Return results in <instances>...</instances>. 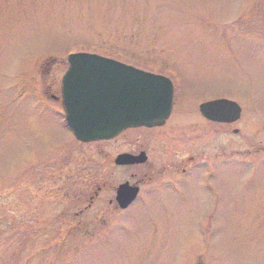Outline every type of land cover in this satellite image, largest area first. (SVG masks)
Here are the masks:
<instances>
[{
	"label": "rangeland",
	"instance_id": "obj_1",
	"mask_svg": "<svg viewBox=\"0 0 264 264\" xmlns=\"http://www.w3.org/2000/svg\"><path fill=\"white\" fill-rule=\"evenodd\" d=\"M79 52L195 95L166 129L172 154L236 152L235 166L213 161L175 193L158 177L120 211L118 187L146 168L114 160L142 131L85 144L61 123ZM217 98L241 106L237 134L190 128L193 104ZM0 264H264V0H0Z\"/></svg>",
	"mask_w": 264,
	"mask_h": 264
},
{
	"label": "water",
	"instance_id": "obj_2",
	"mask_svg": "<svg viewBox=\"0 0 264 264\" xmlns=\"http://www.w3.org/2000/svg\"><path fill=\"white\" fill-rule=\"evenodd\" d=\"M68 64L62 78V102L65 121L78 142L111 141L128 129L160 127L172 112L174 85L164 75L93 53L70 54ZM200 111L220 123L238 121L242 114L241 106L228 99L204 103ZM144 161L143 153L122 154L114 163ZM137 195L138 189L125 183L116 191V202L125 209Z\"/></svg>",
	"mask_w": 264,
	"mask_h": 264
},
{
	"label": "flooded vegetation",
	"instance_id": "obj_3",
	"mask_svg": "<svg viewBox=\"0 0 264 264\" xmlns=\"http://www.w3.org/2000/svg\"><path fill=\"white\" fill-rule=\"evenodd\" d=\"M68 68H69V64H68V59H67V68L64 71V74L66 73ZM64 74H63V76H64ZM160 75H162V74H160ZM171 81L174 85L173 108H172V112H171L169 118L166 120L165 124L163 126H160V127H152V128L140 127V128L128 129V130H126L120 134V135H123L127 131H132V130L142 131V137H141L142 142L138 137L135 138V142H134L136 145H138L140 147V149H138V151H136L135 153L123 152L120 154V155L131 154L134 156H139L143 153L144 156L146 157V161H144L142 163H136L133 165H121L120 166V167H133V168H139V169L146 168V173H143L142 176H138V174L134 175V178H136V181H135L134 185H132V186L136 187L138 189V195H137L135 201L140 197V194L142 193V187L145 186L144 183H146V182L152 183L153 180H155L158 177L169 178L171 185L166 186V187L171 189V192L175 193L179 189L177 187V184L178 183H186L188 181V178L190 176L195 175V173L197 174L200 171L201 172H207L209 174L208 176H211L213 174V173H211V171H212L211 163H213V161L222 160L223 163H221V164L223 166H227L229 168L235 166V164H236L235 159L233 158L234 155L236 154V152L221 153L218 151L217 153H214V154H206L202 148L201 152H195V153H191V154L184 153V152L183 153L175 152V154H172L173 150H172L170 144L168 143V138L165 134L168 131L166 129L168 128L169 124L172 122V118L174 116V112H175L178 104L179 103H181V104L189 103L190 104V102L196 103V101L193 100V98L196 96L193 94L183 95V97L180 96V93L182 91L180 89L176 88V84L172 79H171ZM61 87H62V80H61ZM60 95H61L60 98H57V97L55 98L56 102L61 107V110L58 111V113L61 112L63 114L62 119H61V123H63L64 125H66L68 127V125L65 121V113H64L63 102H62V88H60ZM218 99H226V98L211 99V100H207V101H201L200 103H198L196 105L193 104L194 107L198 106V108H197V110L196 109H190V111L192 112L190 114L192 115V117L196 121V122L192 123V125H190V128L197 129L198 128V121H200L202 124L207 126L205 129V130H207V132H206L207 134H211V132H215L212 134H218L220 132L219 129L222 127L226 128L228 131H232L233 134L238 133V130L233 128L237 121L229 122V123L215 122V121L208 119L207 117H205L201 113L200 106L202 104L207 103V102H211V101H215ZM58 113L56 112L57 116L58 115L60 116V114H58ZM190 114H186V115H190ZM205 130L203 131V133L200 132L199 136L201 135V133H202V136H204ZM178 132L179 131H177L176 134L179 136L181 143L184 144V143L188 142L189 139L186 138V136H184L183 134H179ZM208 132H210V133H208ZM175 138L177 139V137H175ZM187 147L191 148L190 145H188ZM154 152L159 153V154L162 153L164 158L167 157V159L166 160L164 159L163 162L159 166L152 158V153L154 154ZM137 177H139V179H137ZM202 186H204V185H201V187ZM156 188H162V187H156ZM134 202H132L125 209L119 207L118 204H117V206L120 209V211L124 212Z\"/></svg>",
	"mask_w": 264,
	"mask_h": 264
}]
</instances>
